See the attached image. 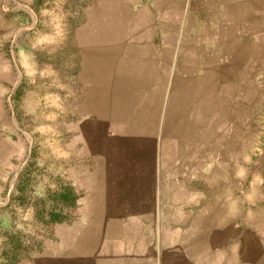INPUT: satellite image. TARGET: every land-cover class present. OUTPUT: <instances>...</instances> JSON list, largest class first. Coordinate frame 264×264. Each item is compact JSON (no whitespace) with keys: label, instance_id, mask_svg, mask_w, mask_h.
I'll return each mask as SVG.
<instances>
[{"label":"rangeland","instance_id":"1","mask_svg":"<svg viewBox=\"0 0 264 264\" xmlns=\"http://www.w3.org/2000/svg\"><path fill=\"white\" fill-rule=\"evenodd\" d=\"M124 7L0 0V264H180L185 188H151L125 130L78 114L101 106L98 51Z\"/></svg>","mask_w":264,"mask_h":264},{"label":"crops","instance_id":"2","mask_svg":"<svg viewBox=\"0 0 264 264\" xmlns=\"http://www.w3.org/2000/svg\"><path fill=\"white\" fill-rule=\"evenodd\" d=\"M123 2L101 106L78 114L125 130L119 152L151 188H185L180 264H264V0Z\"/></svg>","mask_w":264,"mask_h":264},{"label":"water","instance_id":"3","mask_svg":"<svg viewBox=\"0 0 264 264\" xmlns=\"http://www.w3.org/2000/svg\"><path fill=\"white\" fill-rule=\"evenodd\" d=\"M263 167H264V151L261 153V155H260V157L258 159V164L255 167L254 172L262 170Z\"/></svg>","mask_w":264,"mask_h":264}]
</instances>
